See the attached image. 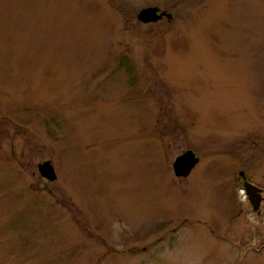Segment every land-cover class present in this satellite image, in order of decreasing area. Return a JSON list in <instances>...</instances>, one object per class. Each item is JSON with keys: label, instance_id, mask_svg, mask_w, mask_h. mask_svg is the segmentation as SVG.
<instances>
[{"label": "rangeland", "instance_id": "obj_1", "mask_svg": "<svg viewBox=\"0 0 264 264\" xmlns=\"http://www.w3.org/2000/svg\"><path fill=\"white\" fill-rule=\"evenodd\" d=\"M244 170L264 187V0H0V264H264Z\"/></svg>", "mask_w": 264, "mask_h": 264}, {"label": "water", "instance_id": "obj_2", "mask_svg": "<svg viewBox=\"0 0 264 264\" xmlns=\"http://www.w3.org/2000/svg\"><path fill=\"white\" fill-rule=\"evenodd\" d=\"M158 11L159 8L143 9L139 13L138 18L146 23L152 20H157L160 18L157 16ZM198 163L199 158L195 155V153L193 151H187L176 159L173 165L174 172L177 177H187ZM39 173L43 178L49 180L50 182H54L57 179L55 169L49 161L39 166ZM244 186L247 194L249 195V200L253 210L258 211L262 202V197L260 195L261 190L248 182H245ZM256 190L259 192L258 194L255 193Z\"/></svg>", "mask_w": 264, "mask_h": 264}, {"label": "flooded vegetation", "instance_id": "obj_3", "mask_svg": "<svg viewBox=\"0 0 264 264\" xmlns=\"http://www.w3.org/2000/svg\"><path fill=\"white\" fill-rule=\"evenodd\" d=\"M168 15H169V13L167 12V11H165V10H161L160 9V11L157 13V16H163V18L164 17H168ZM160 19V18H159ZM241 174V173H240ZM240 174L237 176V178H236V180L238 181V183H239V185H240V188H242L243 187V184H244V180H243V178L240 176ZM248 181H250V180H248ZM251 182V181H250ZM252 184H254L256 187H258L260 190H262V196H263V199H264V187L263 186H260V185H258V184H255V183H253V182H251ZM255 193L256 194H258L259 192L256 190L255 191ZM246 194H247V192H246ZM245 200H248V204L251 206V204H250V200H249V196L247 195V197L245 198ZM263 205H264V201L262 202V204H261V207H260V211H258L257 212V214L258 215H260L261 213H262V208H263ZM252 207V206H251ZM253 209V208H252Z\"/></svg>", "mask_w": 264, "mask_h": 264}]
</instances>
